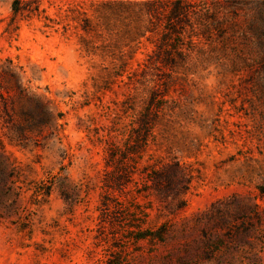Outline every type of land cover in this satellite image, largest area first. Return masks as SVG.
<instances>
[{
    "label": "rangeland",
    "instance_id": "374dc122",
    "mask_svg": "<svg viewBox=\"0 0 264 264\" xmlns=\"http://www.w3.org/2000/svg\"><path fill=\"white\" fill-rule=\"evenodd\" d=\"M21 5L0 0V264H264V0Z\"/></svg>",
    "mask_w": 264,
    "mask_h": 264
},
{
    "label": "trees",
    "instance_id": "16d2710c",
    "mask_svg": "<svg viewBox=\"0 0 264 264\" xmlns=\"http://www.w3.org/2000/svg\"><path fill=\"white\" fill-rule=\"evenodd\" d=\"M39 2H41L42 0H38ZM21 2L22 0H12V12H13V19L16 20L17 15L19 14V12L21 11ZM90 21V20H89ZM15 22V21H14ZM156 118H158V116H155ZM148 119L146 120V116H142L141 118V130L139 132H134V135L131 136L132 139H134V141H137L138 144H140V146L142 145V143L144 141L147 140V136H148V131L146 129L147 125H148ZM116 155L114 153H109V159H111V161L115 160V163H112V166L114 167L113 172L111 174V177L106 181L107 186H110L112 189H121L123 184L129 182L127 177V174L129 173V171L127 170L125 163L122 161V159L119 161V159H116L115 157ZM124 157V156H123ZM177 172L175 171L174 173L169 172L167 170H161L157 173H153V175H151L150 179L151 181H155L158 182L160 179H165L167 182V186L169 188H173L174 187V182H175V178H177ZM110 183H114V185H111ZM184 205H180V208H183ZM145 235H141L140 238H143ZM158 237H160L158 235Z\"/></svg>",
    "mask_w": 264,
    "mask_h": 264
}]
</instances>
